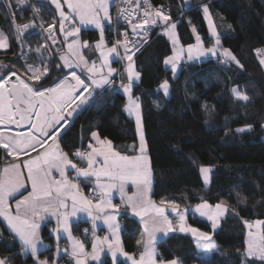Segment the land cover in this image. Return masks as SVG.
Listing matches in <instances>:
<instances>
[{
  "label": "snow or ice",
  "instance_id": "obj_1",
  "mask_svg": "<svg viewBox=\"0 0 264 264\" xmlns=\"http://www.w3.org/2000/svg\"><path fill=\"white\" fill-rule=\"evenodd\" d=\"M3 3L4 0H0V4ZM50 3L58 14L53 17L55 23L45 26L42 19L37 23L40 15L37 6L28 22L18 23L13 15L9 33L0 32V49L19 48V52L13 53L16 59L7 64L0 61V149L5 157L18 158L21 154L36 153L21 162L2 161L5 166L0 170V217L6 222L9 232L19 240L25 254H30L34 264H59L61 253L67 257L66 264L98 262L105 246L111 252L113 264H116L117 253L130 260L131 264H181L177 258H165L157 247V233L167 237L176 231L190 234L198 250L215 253L219 246L213 239V233L229 211L227 201L212 204L201 198V202L194 205V211L211 222L212 232H207L187 223L188 209H182L179 203L161 199L157 204L150 199L152 168L145 141L142 102L133 92L134 82L142 78L134 56L149 42L157 28L174 45V54L164 60L166 65H171L173 73L177 71L178 61L185 56L188 61H195L211 55L223 65L235 64L240 69L244 68L233 51L223 45L209 5L204 3L202 10L213 40L211 46H205L197 35V43L187 45L185 52V48L175 47L174 30L178 22L163 0L159 4H153L151 0H122L124 6L118 8L115 20L110 15L109 0H50ZM22 4L24 0H16L15 3L8 0L4 6L15 10ZM105 21L116 25L117 35L124 39L106 40ZM120 23L125 25L123 32L118 29ZM87 25L94 26L99 32L94 44L81 39V26ZM31 28H39L44 33V40L51 43L37 45L33 50L23 38ZM57 32L62 39H57ZM120 49H123L122 53ZM33 52L35 55L31 54ZM256 54L259 64L264 66V48L257 49ZM113 55L126 62L119 70L112 66L110 58ZM116 76L121 78L119 88L127 95L125 110L135 119L139 154H121L114 150L112 141L101 138L98 131L90 132L86 148L82 145L80 149L73 150L69 146V151H64L61 144L78 111L90 103L98 89L116 86ZM158 89L167 97L170 82L163 80ZM230 91L236 101L244 104L250 101L247 92L238 86ZM202 107L205 112L213 110L207 104ZM261 127L264 128V124ZM252 128L253 125L247 124L236 128L235 133L241 134ZM49 139L51 144H48ZM46 144L47 147L39 151ZM132 147L135 150V145ZM23 169H27L26 175ZM69 170L74 175L70 176ZM199 172L204 184H210L211 167L200 165ZM81 177L85 180L94 178L91 196L82 192ZM26 181L30 182L31 191L27 190ZM129 183L135 187L132 194L127 191ZM113 191L119 193L121 204L130 207L133 215L144 223V232L137 241L138 258L136 254L126 252L121 244L118 221L121 205L113 203ZM16 197L21 198L16 199L13 210L10 201ZM166 209L175 213L178 219H169ZM78 212H86L92 222L90 252L86 251L85 242L73 235L69 224L70 217H75ZM233 213L239 215L234 209ZM48 217L55 219L51 231L57 241L61 232L67 234L70 251L67 247L60 249L57 243L55 255L41 259L38 250V245L43 243L40 229ZM97 220H103L109 235L101 237L96 234ZM244 223L249 231L241 252L242 264H264V233L252 231L254 225L264 227V220L257 219L254 224L246 220ZM2 236L0 233V238ZM0 264H11V261L0 258Z\"/></svg>",
  "mask_w": 264,
  "mask_h": 264
},
{
  "label": "trees",
  "instance_id": "obj_2",
  "mask_svg": "<svg viewBox=\"0 0 264 264\" xmlns=\"http://www.w3.org/2000/svg\"><path fill=\"white\" fill-rule=\"evenodd\" d=\"M24 3L32 10L40 8L38 18L45 25L55 23L53 17L58 15L48 0H24ZM163 3L172 4V15L178 22L179 38L184 45L194 41L192 25L199 33L208 35L202 10V5L207 3L223 45L233 51L244 68L223 65L210 56L184 61L173 75L164 64V58L172 51L171 43L161 29L153 32L149 42L134 56L142 78L133 84V92L142 102L145 139L154 175L153 198L157 202L173 200L181 208H192L201 198L212 204L224 200L229 208L213 233L219 246L215 253L203 255L193 238L180 232H173L159 242L160 253L167 259L177 258L181 264H242L247 228L244 221L264 220V128L261 127L264 124V69L256 54L257 49L264 47V0H163ZM4 5L0 4V30L8 34L12 29L11 16ZM31 34L40 35L34 31L27 36ZM81 37L94 41L98 32L82 29ZM210 39L205 44L209 45ZM18 51L19 48L0 50V61L9 63L16 59L13 53ZM165 79L170 82L167 97L158 89V84ZM234 86L246 91L250 101L246 104L236 101L230 91ZM126 102L123 90L116 91L113 87L97 90L68 127L61 144L63 149L86 146L90 132L98 131L122 151L136 152L135 120L126 112ZM205 104L213 110L205 112L202 107ZM247 124L253 125L250 131L235 133L236 128ZM200 165L212 169L208 185L203 182ZM122 207L124 248L137 254L141 225ZM188 222L212 231L210 223L198 216L189 217ZM74 229L79 232L78 224ZM0 233L3 234L2 258H8L11 264H34L1 220ZM42 233L46 240L53 241L47 225ZM52 248L40 256L51 258ZM109 261L106 258L103 264Z\"/></svg>",
  "mask_w": 264,
  "mask_h": 264
},
{
  "label": "crops",
  "instance_id": "obj_3",
  "mask_svg": "<svg viewBox=\"0 0 264 264\" xmlns=\"http://www.w3.org/2000/svg\"><path fill=\"white\" fill-rule=\"evenodd\" d=\"M25 1H28V0H25ZM49 2H50V0H48ZM109 3H110V15L112 16V0H109ZM53 6V5H52ZM54 7V6H53ZM58 15V14H57ZM109 22L108 21H105L104 22V26H105V37H106V40H108V41H110V39L107 37V33H106V31H107V28L109 27ZM207 28H208V34L209 35H211V33H210V31H209V26H208V24H207ZM82 29H92V30H95V31H97L98 32V30L97 29H95V27L94 26H92V25H87V26H81V30ZM36 33H39L40 35H29V36H27V37H25V42H26V44H28V45H30L31 46V48L34 50L35 49V47L37 46V45H41V46H44V45H46V44H50L48 41H45L44 40V35L42 34V33H40V32H36ZM163 33V32H162ZM57 37H58V40H60V39H62V35L60 34V33H58L57 32ZM167 37V36H166ZM98 38H99V32H98ZM98 38L96 39V40H98ZM168 38V37H167ZM81 39L82 40H88V39H84L83 37H81ZM195 39H196V37H194V41H195ZM96 40H94V41H90V40H88L90 43H92V44H94L95 42H96ZM168 40H169V38H168ZM170 41V40H169ZM170 43H171V41H170ZM190 44V43H189ZM171 45H172V43H171ZM109 46H111V44H109ZM264 48V47H263ZM26 51H27V48H26ZM64 51L66 52L67 51V47H66V45L64 46ZM85 51V54H87V50H84ZM186 52V51H185ZM32 55H35V53L33 52V53H31ZM45 55H47V53H45ZM97 56H98V53L96 54ZM207 57H210L209 55H207V56H204V57H200L198 60H200V59H203V58H207ZM111 61H112V66L113 67H116V63H117V61H116V59H117V57L115 56V55H113L111 58ZM187 59H186V56L185 57H182L179 61H178V64H177V66L179 65H181L184 61H186ZM135 61V60H134ZM169 69H171V65L169 64V66H167ZM263 67V69H264V66H262ZM172 70V69H171ZM127 82V81H126ZM138 82V81H137ZM134 83H136V82H134ZM105 88H111V87H105ZM99 90V89H98ZM138 97V96H137ZM142 117H143V115H142ZM134 118V117H133ZM135 120V119H134ZM143 125H144V123H143ZM62 131H63V129H62ZM144 132H145V130H144ZM101 138H104V137H102L101 136ZM137 138H138V144H137V147H136V152H134V153H126V152H124V151H122L121 149H119L118 147H116L114 144H113V148H114V150H116V151H119L121 154H123V155H134V154H139V151H138V149H139V137H138V135H137ZM145 141H146V139H145ZM113 143V142H112ZM48 144H51V139L48 141ZM87 146V145H86ZM45 147H47V144L46 145H44L42 148H40L39 149V151H43L44 150V148ZM61 147H62V145H61ZM146 147H147V144H146ZM63 148V147H62ZM64 151H66L65 149H64ZM147 154H148V148H147ZM36 155V153L35 152H32V153H30V154H27V155H24V156H19L18 158H9V159H7L6 161L7 162H11V161H13V160H17V162H21V161H24V160H27V159H29V157L30 156H35ZM148 156H149V154H148ZM149 160H150V157H149ZM150 165H151V162H150ZM5 166V163H3V162H0V170H2L3 169V167ZM23 172H24V174L26 175V173H27V169H23ZM69 174H70V170H69ZM56 175H58V174H56ZM80 181L82 182V184L85 186V187H90V186H92L93 188L95 187V184H94V178H93V180H85L83 177H81L80 178ZM153 183H154V175H153V170H152V184H151V192L149 193V196H150V199L152 200V201H154V202H156L157 204H159V202H157L154 198H153V196H152V190H153ZM26 184H27V190L28 191H31V186H30V182H27L26 181ZM81 190H82V192L84 193V195H86L85 194V192H84V190L82 189V187H81ZM23 191V190H22ZM127 191H128V193L129 194H132L134 191H135V187L131 184V183H129L128 184V186H127ZM25 195H27V192H25L24 193ZM21 197H16V198H14V199H12L11 201H10V204H11V206H12V209L14 210L15 209V202H16V199H20ZM112 201H113V203L114 204H116V202L117 201H119V202H121V199H120V196H119V193H117V192H115V191H113V193H112ZM122 208H124L125 210H127L128 211V214L130 215V217H132V218H134V219H136L139 223H140V225H141V230H142V233H141V237H142V234H143V232H144V223H143V221L139 218V217H137V216H134L133 215V213H132V209L130 208V207H125L124 205H123V207ZM192 211L195 213V215L196 216H198L199 218H201V219H203V220H206L207 222H209L210 223V225H211V222L210 221H208L207 220V218L206 217H201V216H199V214L198 213H196L195 211H194V206L192 207ZM119 216H118V221H119V223H120V225H121V229H120V240H121V244H122V246H123V248H124V243H123V236H122V232H123V227H124V223L121 221V211H120V209H119ZM166 214L169 216V219H171V216H172V214H173V212H171V210L170 209H166ZM226 214H227V212L225 213V216H226ZM224 216V217H225ZM223 217V218H224ZM147 218V217H146ZM223 218H221V220L223 219ZM0 220L3 222V224L6 226V222L5 221H3V218L2 217H0ZM186 220H187V223L188 224H190L189 222H188V218L186 217ZM254 222V221H253ZM221 223V222H220ZM69 224H70V227H71V230H72V233H73V235L74 236H76V237H78L79 239H81L82 241H84L85 242V248H87L88 246L90 247L89 248V250H87L86 249V251H91V242H92V230H93V226H92V222H91V219L89 218V216H88V214L86 213V212H78L77 213V215L75 216V217H70V220H69ZM75 224H78V226L80 227V230H79V232H76L75 231V229H74V225ZM45 225H47V227H48V229H49V232H50V235L53 237V241L52 242H50V241H48V240H46L45 238H44V236H43V233H42V230H43V227L45 226ZM191 225V224H190ZM55 226V219L54 218H52V217H48V219L46 220V222H44V223H42V225H41V229H40V236H41V240L43 241V243H41V244H39L38 245V250H39V255H40V253H42L44 250H46V249H51L52 247V257L55 255V253H56V247H57V243L59 244V247H60V249H64V248H68L69 249V251H70V241L67 239V234L66 233H63V232H61L60 233V237H59V240L57 241V238H56V235L51 231V229L53 228ZM191 226H193V227H196V226H194V225H191ZM7 227V226H6ZM198 228V227H197ZM263 228L264 227H256L255 225H254V228L252 229V231H254V232H259V233H263ZM8 229V228H7ZM84 229H89L90 230V233L88 234V238L86 237V236H84L83 235V230ZM202 230V229H201ZM217 230V229H216ZM202 231H205V230H202ZM248 231H249V229L248 228H246V238H245V241L247 240V236H248ZM95 232H96V234L97 235H99V236H101V237H103V236H105V235H109L110 233H109V229H108V227H107V225H105L104 223H103V220H97L96 221V226H95ZM176 232H179V231H176ZM207 232H209V231H207ZM210 232H212V231H210ZM169 234H171V233H169ZM168 234V235H169ZM184 234H186V233H184ZM13 235V234H12ZM188 235H190V234H188ZM191 236V235H190ZM141 237H140V239H141ZM192 237V236H191ZM166 237L164 236V234L163 233H157V247H158V250H159V252H160V249H159V246H158V244H159V242L161 241V240H163V239H165ZM193 238V237H192ZM139 239V240H140ZM213 239H214V237H213ZM18 240V239H17ZM194 240V239H193ZM215 240V239H214ZM19 241V240H18ZM216 242V241H215ZM20 243V242H19ZM194 243H195V241H194ZM124 250H125V248H124ZM126 251V250H125ZM200 251V250H199ZM126 252H128V251H126ZM203 255H205V256H208L209 254L208 253H205V252H202V251H200ZM25 253V252H24ZM128 253H130V252H128ZM130 254H134V253H130ZM25 255H30V254H25ZM61 255H62V253H61ZM136 257L138 258V255H136ZM0 258H2L1 256H0ZM40 258L41 259H45V258H48V256L46 255V256H44V257H42V256H40ZM106 258H109L110 260H112V255H111V252L107 249V247L105 246V248H104V250L100 253V260L97 262V261H89V264H103L104 263V261H105V259ZM61 261V260H60ZM119 261H122L124 264H131V261L130 260H128L126 257H124L123 255H121V254H119V253H117V256H116V263L117 262H119ZM59 264H61V262H59Z\"/></svg>",
  "mask_w": 264,
  "mask_h": 264
},
{
  "label": "built area",
  "instance_id": "obj_4",
  "mask_svg": "<svg viewBox=\"0 0 264 264\" xmlns=\"http://www.w3.org/2000/svg\"><path fill=\"white\" fill-rule=\"evenodd\" d=\"M13 2V1H12ZM151 2L153 3V4H156L153 0H151ZM4 3L5 4H7L8 3V0H6V1H4ZM14 3V2H13ZM166 5H169L170 6V8H171V12L173 13V7H172V4H170V3H165ZM124 5H123V3H122V0H112V18H113V20H115V18H116V15H117V10H118V8H122ZM9 10V13H10V16H11V19H12V17H13V15H15V18H16V21L18 22V23H25V22H28L31 18H32V16H33V10H32V8H30L29 6H27V4L26 3H24V4H22V5H17V7H16V9L15 10H13V9H8ZM21 17H23V19H21ZM40 22V19L39 18H37V23H39ZM45 26H47V25H45ZM118 29H119V31L120 32H123L124 30H125V25L123 24V23H120L119 25H118ZM158 29V28H157ZM157 29H154L153 30V32H155ZM128 30V32H129V34L131 33V29L129 28V29H127ZM34 31H38V32H40V33H42L41 32V30L39 29V28H31V29H29L25 34H24V39H25V37L30 33V32H34ZM106 33H107V37L110 39V41H115L117 38H119V39H121V40H123L124 38H123V36H118L117 35V26L116 25H113V24H110L109 25V27L107 28V31H106ZM43 35H44V33H42ZM200 34V36H201V39L202 40H206L207 38H211V35H205L204 33H199ZM211 40V43L213 42V40L212 39H210ZM49 43H51L50 41H48ZM261 48H263V47H261ZM260 49V48H259ZM120 51H121V53L123 52V49H120ZM19 52V51H18ZM116 61H117V63H116V67L115 68H117L118 70L119 69H121L123 66H124V64H125V61H121V60H119V58L117 57V59H116ZM5 64V63H4ZM120 77L119 76H116L115 77V85L116 86H114L113 87V89L114 90H116V91H119V90H122L121 88H119V83H120ZM125 83H126V80H125ZM87 106V105H86ZM86 106H84L83 108H85ZM82 108V109H83ZM82 109H80L79 111H78V113L82 110ZM77 115V114H76ZM0 130H2V128H0ZM50 140V139H49ZM48 140V141H49ZM81 146L82 145H80L79 147H78V149H80L81 148ZM84 148H86L87 146H83ZM24 155H27V154H21L20 156H24ZM9 158H15V157H5L4 156V154H3V150L2 149H0V162H2V161H5V160H7V159H9ZM71 175H74V173H72L71 172V170H70V176ZM80 183H81V187H82V189L84 190V192H85V194H86V196H91L92 195V189H93V187L92 186H90V187H85L83 184H82V182L80 181ZM116 204L117 205H121V207H122V204H121V202H119V201H117L116 202ZM120 207V208H121ZM183 209V208H182ZM188 209V211H187V213H186V217L187 218H189V217H195L196 215H195V213L192 211V208H187ZM171 219L172 220H176V219H178L177 217H176V215H175V213H173L172 214V216H171ZM85 230L86 229H84L83 230V235L84 236H86L87 238H88V234L90 233V230L89 229H87L88 231L87 232H85ZM89 246L86 248L87 250H89ZM136 255H138V253L136 254ZM61 264H66V262H67V257L66 256H64L63 255V253H62V255H61ZM72 264H74V262H72ZM106 264H113V261L111 260V261H109V262H107Z\"/></svg>",
  "mask_w": 264,
  "mask_h": 264
},
{
  "label": "rangeland",
  "instance_id": "obj_5",
  "mask_svg": "<svg viewBox=\"0 0 264 264\" xmlns=\"http://www.w3.org/2000/svg\"><path fill=\"white\" fill-rule=\"evenodd\" d=\"M4 1H6V0H4ZM173 19H174V17H173ZM175 20V19H174ZM205 21H206V23H207V20L205 19ZM208 24V23H207ZM193 28H195L196 29V27L194 26V25H192L191 26V31H192V34H193V37H196L197 35H199L200 36V34H199V32L197 31V29H196V31L195 32H193ZM175 33H176V36H175V40H176V44H175V47L176 48H180V47H183V48H185V51H186V49H187V45H189V43L188 44H186V45H184L183 43H182V41L180 40V35H179V32H178V28H176L175 30ZM0 32H2L1 30H0ZM161 32H162V30H161ZM2 33H4V32H2ZM5 34V33H4ZM167 36V35H166ZM168 37V36H167ZM201 37V36H200ZM169 38V37H168ZM57 39H58V37H57ZM212 39V38H211ZM169 40L171 41V43H172V40L169 38ZM202 40V39H201ZM203 42H204V44H205V40H202ZM197 43V41H196V39H195V41H193V42H191L190 44H196ZM211 44L212 43H210L209 45H207V44H205V46H207V47H210L211 46ZM171 48H172V51H171V53L170 54H168L165 58H164V60L167 58V57H169V56H172L173 54H174V52H173V48H174V45H173V43H172V45H171ZM0 50H3V49H0ZM209 56H211V55H209ZM126 63V62H125ZM165 64V63H164ZM165 66H169V64L168 65H166L165 64ZM181 67V65L179 66H177V71H176V73H173V75H176L177 74V72H178V70H179V68ZM205 166H208V165H205ZM255 222V221H254ZM254 222H253V224H254Z\"/></svg>",
  "mask_w": 264,
  "mask_h": 264
},
{
  "label": "bare ground",
  "instance_id": "obj_6",
  "mask_svg": "<svg viewBox=\"0 0 264 264\" xmlns=\"http://www.w3.org/2000/svg\"><path fill=\"white\" fill-rule=\"evenodd\" d=\"M14 134V133H13Z\"/></svg>",
  "mask_w": 264,
  "mask_h": 264
},
{
  "label": "water",
  "instance_id": "obj_7",
  "mask_svg": "<svg viewBox=\"0 0 264 264\" xmlns=\"http://www.w3.org/2000/svg\"><path fill=\"white\" fill-rule=\"evenodd\" d=\"M26 134V133H25Z\"/></svg>",
  "mask_w": 264,
  "mask_h": 264
}]
</instances>
